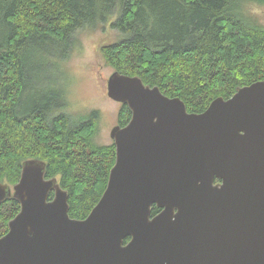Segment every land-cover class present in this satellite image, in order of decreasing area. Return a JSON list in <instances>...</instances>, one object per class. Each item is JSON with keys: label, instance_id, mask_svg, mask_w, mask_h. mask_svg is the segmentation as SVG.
Here are the masks:
<instances>
[{"label": "water", "instance_id": "obj_1", "mask_svg": "<svg viewBox=\"0 0 264 264\" xmlns=\"http://www.w3.org/2000/svg\"><path fill=\"white\" fill-rule=\"evenodd\" d=\"M107 85L132 118L111 131L103 196L73 219L47 163L26 160L15 186L0 182V204H21L0 264H264V80L203 113L140 77L116 71Z\"/></svg>", "mask_w": 264, "mask_h": 264}, {"label": "trees", "instance_id": "obj_2", "mask_svg": "<svg viewBox=\"0 0 264 264\" xmlns=\"http://www.w3.org/2000/svg\"><path fill=\"white\" fill-rule=\"evenodd\" d=\"M253 2L264 4L0 0V182L13 187L26 160L44 161L46 178H57L69 193L70 216L87 218L107 188L116 146L96 142V111L79 122L60 112L67 92L57 74L51 77L53 57L64 56L79 31L109 23L118 11L110 23L122 38L102 46L107 65L182 99L188 112L203 113L215 99L264 80V25L246 12ZM131 118L122 104L119 125ZM20 210L14 197L0 204V238ZM160 212L153 208V216Z\"/></svg>", "mask_w": 264, "mask_h": 264}, {"label": "rangeland", "instance_id": "obj_3", "mask_svg": "<svg viewBox=\"0 0 264 264\" xmlns=\"http://www.w3.org/2000/svg\"><path fill=\"white\" fill-rule=\"evenodd\" d=\"M171 5L174 0H157ZM246 12L254 20L264 25V4L250 3ZM109 23H103L94 29H82L73 38L69 50L64 56L53 57L55 61L50 65L51 74L66 87L67 106L60 112L71 117L73 122L87 119L94 111L97 112L98 132L95 140L100 145H111L112 129L119 125V113L122 104L108 96L107 81L116 72L107 65L101 48L104 45L115 44L120 41L122 35L112 28ZM62 79H61V78Z\"/></svg>", "mask_w": 264, "mask_h": 264}, {"label": "flooded vegetation", "instance_id": "obj_4", "mask_svg": "<svg viewBox=\"0 0 264 264\" xmlns=\"http://www.w3.org/2000/svg\"><path fill=\"white\" fill-rule=\"evenodd\" d=\"M151 216H152V218L154 217V216H153V212H152V215H151ZM130 240H131V238H128V239L126 240L125 244H127Z\"/></svg>", "mask_w": 264, "mask_h": 264}]
</instances>
